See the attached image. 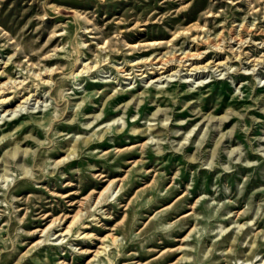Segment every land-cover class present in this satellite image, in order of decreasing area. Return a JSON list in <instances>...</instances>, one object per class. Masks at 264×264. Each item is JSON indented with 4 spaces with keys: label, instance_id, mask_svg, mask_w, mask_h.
Masks as SVG:
<instances>
[{
    "label": "rangeland",
    "instance_id": "rangeland-1",
    "mask_svg": "<svg viewBox=\"0 0 264 264\" xmlns=\"http://www.w3.org/2000/svg\"><path fill=\"white\" fill-rule=\"evenodd\" d=\"M263 31L264 0H0V264H264Z\"/></svg>",
    "mask_w": 264,
    "mask_h": 264
},
{
    "label": "bare ground",
    "instance_id": "bare-ground-1",
    "mask_svg": "<svg viewBox=\"0 0 264 264\" xmlns=\"http://www.w3.org/2000/svg\"><path fill=\"white\" fill-rule=\"evenodd\" d=\"M244 27V26H243ZM250 27V26H249ZM264 32V31H263ZM236 33V32H235ZM212 37V36H211ZM219 38L220 37H217V38H214V40H215V43H216V45H218L219 44ZM235 38L236 39H238L239 40V42H243V38L244 37H242L241 35H240V31H239V33H237L236 35H235ZM213 40V39H212ZM208 41H209V38H208ZM214 42V41H213ZM240 43V44H241ZM219 46V45H218ZM214 47H216V46H214ZM222 47V46H221ZM237 48V47H236ZM197 49V48H196ZM219 49V48H218ZM202 51V50H201ZM201 51H190V50H188V51H182L180 54H179V56H177L178 55V53L176 54V52H172V50L171 51H169L170 53L168 54V55H166V54H163V55H160V56H157V55H155L152 59H150V60H145V61H147V62H151V63H157V64H159V69H161L162 71L160 72V73H164V72H166V71H169L170 69H172L171 68V63L175 60V59H177V58H179V61H181V62H184V61H188V60H191V59H195V58H198L200 55H201ZM264 53V52H263ZM201 57V56H200ZM239 57V56H238ZM261 58V57H260ZM253 59H255V61H256V58H253ZM258 60V59H257ZM263 60V59H262ZM90 63V62H89ZM140 63V61H138L137 63H135L136 65H138ZM96 64H98V63H96ZM96 64H92V65H90L89 66V68H91V67H93V66H95ZM194 64V61L193 62H189V65H193ZM208 64H210L209 62L208 63H206L205 65L203 64V65H200V66H198V65H195L194 67L192 66V69L194 68H199V67H207L208 66ZM218 67H219V65H221V64H223V63H221V61H218V62H216L215 63ZM88 65V63H86V64H84L83 65V68L81 69V70H78V72L81 74V72H83V71H85L86 69V67H88L87 66ZM80 69V68H79ZM85 69V70H84ZM121 71H125L126 69L124 68V67H120L119 68ZM90 70V69H89ZM86 72V71H85ZM78 74V73H77ZM26 79V78H25ZM15 82H17L16 80H14ZM47 81V80H46ZM46 81H44V82H46ZM15 82H13V83H15ZM18 83V82H17ZM7 85H9L8 84V82H5V83H3L2 84V86L0 87V96H3V93H4V91H5V89L6 88H9V87H11V86H13V85H10V86H7ZM16 85H18V84H16ZM7 86V87H6ZM21 95V94H20ZM33 95V94H32ZM32 95H28L27 97H26V100L27 99H29ZM11 100V98H9V96L8 97H2V98H0V103H7V102H9ZM23 101H25V100H22V102ZM28 101V100H27ZM123 150V149H122ZM75 152H76V147L75 146H72V148L70 149V151L68 152V154L66 155V156H64V157H62V158H60V159H58L56 162L59 164V163H61L62 161H64V160H66L68 157H71L72 155H75ZM15 155V154H14ZM56 163V164H57ZM102 176H104V174L102 175ZM71 185V184H70ZM72 193H74L73 191L72 192H70V194H72ZM69 193L68 194H65V196H68V195H70ZM77 216H78V214H77ZM77 216H75L74 217V219H73V221L71 222V224H69V226L67 227V229L64 231L65 232V234L66 233H68L69 231H71V225H72V223L75 221V219H76V217ZM52 217V216H51ZM71 219V218H70ZM36 222V221H35ZM56 222V220H53L52 222H51V224H50V226L51 225H53L54 223ZM61 234L60 235H62L63 234V232H60ZM115 237V236H114ZM105 246V245H104ZM106 247V246H105Z\"/></svg>",
    "mask_w": 264,
    "mask_h": 264
}]
</instances>
